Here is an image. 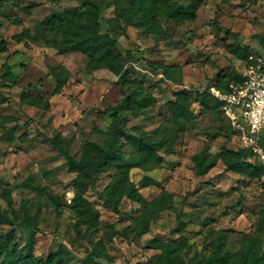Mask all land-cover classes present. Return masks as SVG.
Here are the masks:
<instances>
[{"label":"rangeland","instance_id":"obj_1","mask_svg":"<svg viewBox=\"0 0 264 264\" xmlns=\"http://www.w3.org/2000/svg\"><path fill=\"white\" fill-rule=\"evenodd\" d=\"M21 1V5H31L33 9L27 14L16 8V16L23 18L22 26L13 25L0 16V37L7 39L11 51L16 47L13 35L26 26L35 29L40 19L52 10L66 6H71L75 13L81 10L77 1ZM117 13L114 5L105 10L103 30L107 26L106 20ZM215 20L223 29H217ZM118 22L120 26L125 23L121 19ZM160 22L165 26L166 34L159 41L132 26L128 27V37L121 36L122 51L129 48L142 61L175 68L171 78L164 77L159 82L157 79L162 74L138 75L156 96V104L148 118L129 115L127 126L137 135H144L172 118L169 99L175 90L186 88L194 101L197 90L216 87L220 76L244 71L243 61L226 50L225 42L246 46L252 54H264L260 42L264 37V0H201L196 19L177 25L162 16ZM227 28L230 29L228 34ZM32 48L22 49L11 59L13 70L19 75L17 83L0 80V207L6 208L1 191L10 186L19 211L39 213L37 255L45 257L66 242L73 252L67 263L77 264L83 250L94 249L107 240L111 223H115L118 231L107 242L108 250L115 257L111 264H152L159 250L146 246L151 239L185 236L194 244L192 251L200 252L208 237V227L225 228L230 232L228 246L236 251L243 237L255 232L264 203V177L262 180L245 177L228 170L222 161L214 167H204L201 174L196 173L192 161L196 152L205 147L218 152L223 143L238 147L240 142L237 136L228 137L218 131L221 122L216 120L213 110L192 102L194 119L187 123H169L167 144L160 150L165 156L164 164L149 171L137 167L130 171L131 179L138 184L144 177L154 182L141 187L148 200L169 197V206L157 213V219L150 224L147 233L137 235L130 231L124 235L123 230L137 219L144 207L124 198L123 215L119 217L104 203L101 191L110 182L114 168L103 171L85 194H80L73 183L76 174L69 171L64 156L49 140L61 133L70 141V152L80 158L86 141L102 139L111 121L107 110L122 97L115 82L117 76L105 69L87 73V58L80 53L59 55L43 44ZM58 62L72 68L73 74L62 93L55 95L52 94L54 80L50 65ZM24 89L50 99L51 107L44 109L24 104L20 98ZM132 151V146L125 144L124 155L128 157ZM28 177L36 181L38 191L23 186L22 182ZM241 196L245 198L243 203H239ZM86 198L94 204L98 224L89 239L75 230L77 218L70 206ZM179 217L187 226L183 233L176 230ZM212 218L216 221H211L209 226L201 223ZM8 228L7 223L0 222V230ZM16 233L23 242L26 233L20 230ZM261 240L264 254V239L261 237ZM197 258L203 259L200 253ZM206 261L214 262V256Z\"/></svg>","mask_w":264,"mask_h":264},{"label":"trees","instance_id":"obj_2","mask_svg":"<svg viewBox=\"0 0 264 264\" xmlns=\"http://www.w3.org/2000/svg\"><path fill=\"white\" fill-rule=\"evenodd\" d=\"M58 1V0H50ZM77 1L81 10L78 13L72 11L71 6L62 9H54L40 20L35 29L29 26L13 35L16 45L10 50L6 38L0 37V54L3 57L0 64V80L16 84L19 75L13 70L9 58L19 53L22 49L31 50L35 45L43 44L54 50L59 55L68 53H80L87 58L85 71L89 74L107 69L117 76L116 84L120 87L122 97L107 110L111 119L105 135L100 140H89L84 144L82 155L76 158L71 152L70 141L61 133L50 137V142L64 156L68 169L76 175L73 183L78 193L85 194L94 180L106 170L114 168V174L110 182L101 191L104 203L112 208L119 217H122L121 204L124 198L143 205L137 219L123 230L124 235L130 231L137 235H143L150 230V224L157 219V213L169 206V197H155L148 200L141 191L153 181L144 177L138 184L130 177L132 168H140L145 171L160 167L165 162V156L160 153L162 147L167 144L169 137V123L190 122L195 117L192 102H197L204 109H211L217 121L221 122L217 129L228 137L237 136L231 122L220 110V101L210 92V87L197 90L194 101L186 88L173 92L169 99V107L172 118L166 119L156 128L144 135L134 134L132 127L127 126L129 115L133 117L143 116L148 118L152 108L156 104V96L145 85L144 79L138 75L162 74L161 78L173 76V69L162 63H147L135 57L129 48L120 49L121 36H129V26L142 32L153 35L157 41L164 38L166 28L160 22V17L171 19L175 24L191 21L197 18L201 0H68ZM21 0H0V16L6 18L13 25L22 26L23 18L17 15V10L32 13L31 5H21ZM114 5L117 15L106 20V28L103 30L102 22L105 10ZM118 19L124 20L120 26ZM218 30L222 25L215 20ZM230 33V29H225ZM264 46V37L260 39ZM226 50L233 56L241 59L243 65L249 63L252 52L246 46L225 42ZM150 68V69H149ZM151 70V71H150ZM50 73L54 80L52 94H60L69 84L73 69L63 62L50 65ZM137 74V75H135ZM243 74L237 71L230 76H220L216 87L222 91L229 90L231 82H241ZM30 86V85H29ZM24 104L48 109L51 107L50 99L42 95L33 94L24 89L20 96ZM67 140V141H66ZM125 144L132 146L133 151L127 157L124 155ZM173 145V143H169ZM168 146V145H167ZM196 173L201 174L204 167H214L218 161H222L228 170L240 173L249 178L262 180L264 177V159L251 148L231 147L223 143L218 152H213L205 147L192 156ZM23 186L30 190L38 191L36 181L28 177L22 182ZM1 196L6 203V208L0 207V222L7 223L9 228L0 230V259L2 264H68L67 259L73 254L72 247L62 242L55 251H50L45 257L35 253V242L39 229V213L30 214L28 211H19L15 206L12 188L6 186L1 191ZM245 198L241 196L239 203ZM71 208L77 218L75 230L86 239L91 238L97 228L96 212L94 204L89 199L72 203ZM227 212V211H226ZM216 218L201 221L209 226ZM186 223L179 217L177 231L184 232ZM16 230L26 233V238L20 242ZM109 235L106 241L96 248H86L83 256L77 264H111L115 257L108 250V243L118 232L115 223L109 225ZM229 229H214L208 227V234L202 251H192L194 244L187 237H175L165 240L151 239L146 245L149 248L158 249L152 264H264V254L261 252V237L264 239V203L260 211L255 232L243 237L241 246L231 250L228 246ZM200 253L203 259L197 258ZM214 256V262L206 261Z\"/></svg>","mask_w":264,"mask_h":264},{"label":"built area","instance_id":"obj_3","mask_svg":"<svg viewBox=\"0 0 264 264\" xmlns=\"http://www.w3.org/2000/svg\"><path fill=\"white\" fill-rule=\"evenodd\" d=\"M242 74L243 80L231 82L228 91L210 87V92L220 101L240 145L264 159V54H251Z\"/></svg>","mask_w":264,"mask_h":264},{"label":"crops","instance_id":"obj_4","mask_svg":"<svg viewBox=\"0 0 264 264\" xmlns=\"http://www.w3.org/2000/svg\"><path fill=\"white\" fill-rule=\"evenodd\" d=\"M16 47L18 48V46L16 45ZM20 52H22V51H20ZM14 55H12L10 58H9V62L11 63V59H12V57H13ZM0 59H3V57H2V55L0 54ZM2 63V62H1ZM0 63V64H1ZM105 70H107V69H105Z\"/></svg>","mask_w":264,"mask_h":264}]
</instances>
